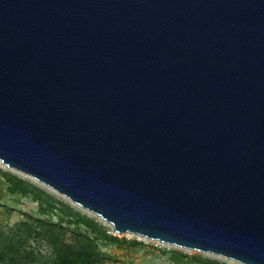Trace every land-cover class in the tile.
I'll return each instance as SVG.
<instances>
[{
    "label": "water",
    "instance_id": "obj_1",
    "mask_svg": "<svg viewBox=\"0 0 264 264\" xmlns=\"http://www.w3.org/2000/svg\"><path fill=\"white\" fill-rule=\"evenodd\" d=\"M0 163L115 233L264 264V0H0Z\"/></svg>",
    "mask_w": 264,
    "mask_h": 264
},
{
    "label": "rangeland",
    "instance_id": "obj_2",
    "mask_svg": "<svg viewBox=\"0 0 264 264\" xmlns=\"http://www.w3.org/2000/svg\"><path fill=\"white\" fill-rule=\"evenodd\" d=\"M0 169L16 174L50 193L56 200L66 204L80 215L102 224L113 236V242L98 241L97 246L103 257L100 264H206L221 262L238 264L225 258L208 253L183 249L159 241L150 240L130 233L118 234L111 225L94 213L73 203L51 188L37 182L0 163ZM8 184L0 175V264H50L48 246L36 239L28 238L22 223L39 226L40 222L59 225L62 239L66 243H75L80 239V233L86 229L72 222L68 211L62 207L47 208L42 203L34 201L30 196L10 194Z\"/></svg>",
    "mask_w": 264,
    "mask_h": 264
},
{
    "label": "trees",
    "instance_id": "obj_3",
    "mask_svg": "<svg viewBox=\"0 0 264 264\" xmlns=\"http://www.w3.org/2000/svg\"><path fill=\"white\" fill-rule=\"evenodd\" d=\"M0 175L8 184L7 191L10 194H20L25 197H32L34 201L42 203L47 208L56 209L62 207L69 213L73 221L82 225L86 231L80 233V239L71 244L62 239L59 225L40 222L39 226H32L29 223H22L28 238H36L44 242L49 249L47 259L50 264H100L103 257L98 249L97 242H113L114 238L109 230L97 221L80 215L66 204L56 200L50 193L30 181L10 172L0 169ZM11 264V262L6 263ZM206 264H227L217 261Z\"/></svg>",
    "mask_w": 264,
    "mask_h": 264
}]
</instances>
